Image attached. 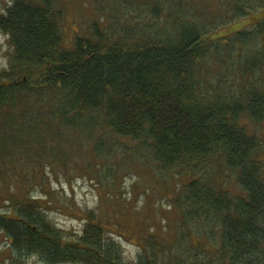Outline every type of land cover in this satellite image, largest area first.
<instances>
[{
    "label": "trees",
    "instance_id": "trees-1",
    "mask_svg": "<svg viewBox=\"0 0 264 264\" xmlns=\"http://www.w3.org/2000/svg\"><path fill=\"white\" fill-rule=\"evenodd\" d=\"M125 1L138 17L94 20L69 47L60 0L0 2L10 48L0 67V264H24L30 254L47 264H264V140L241 123L264 122V12L250 28L244 22L225 38L211 37L254 15L253 0ZM222 67L232 76L224 87ZM65 132L87 133L94 151L107 136L148 139L162 170L182 177L171 198L180 227L174 238L147 237L129 258L114 215L103 223L85 209L73 236L59 227L48 214L58 198L49 180L67 161L57 146ZM71 163L67 176L92 171ZM38 189L44 197H35ZM194 223L219 230L216 248Z\"/></svg>",
    "mask_w": 264,
    "mask_h": 264
},
{
    "label": "rangeland",
    "instance_id": "rangeland-1",
    "mask_svg": "<svg viewBox=\"0 0 264 264\" xmlns=\"http://www.w3.org/2000/svg\"><path fill=\"white\" fill-rule=\"evenodd\" d=\"M9 0H0L3 4ZM224 0H222L223 2ZM257 2L253 0L252 3ZM250 2V1H249ZM63 7V18L60 22V31L65 46L72 45L74 37L79 34H88L92 29L94 20L102 24H108L115 16L118 19L136 15L140 12L126 10L125 0H60ZM243 6L250 3L240 0ZM130 6V4H129ZM209 7H213V0H208ZM254 15L242 20H234L225 23L219 29L210 31L211 37H224L242 27L250 28L257 15H261L264 9H252ZM146 14V12H144ZM143 14V13H142ZM141 14V15H142ZM224 13L219 17H223ZM116 18V17H115ZM144 22L155 25L158 20L144 17ZM223 43L225 40L223 39ZM9 45L7 36L0 31V67L8 62ZM231 58V57H230ZM224 60V65L229 64ZM209 67V65H208ZM220 79L224 80L220 85L224 87L232 80L230 69L222 67ZM218 69L208 72L207 81L216 82ZM246 123L249 133L256 132L257 136L264 140V122L259 126L250 123L246 117L241 120ZM100 134V131L98 132ZM98 137H100L98 135ZM97 136L93 137L96 141ZM144 138V137H143ZM93 141V140H92ZM87 133L78 134L65 132L62 139L57 143L59 155H64L65 163L58 160L56 176L52 174L49 184L51 189L58 191L55 204H52L48 214L59 227L74 230L81 226V211L94 209L101 222L103 217L115 216L116 220L123 223V232L127 238L121 240L123 254L133 258L137 253L138 244L149 238L172 240L176 231H180L178 224V210L172 205L171 198L176 194L175 186L181 183L182 177L177 171H165L158 165L151 156V148L148 139L131 138H107L104 139L105 146L98 151L93 150V144ZM55 146V144H54ZM53 153V152H52ZM68 154L72 156L68 157ZM81 169L85 164L90 165L91 170H71L70 175L65 174L69 165ZM92 178V179H90ZM235 175L226 173L225 181L233 193L239 189ZM35 197H44L41 189L35 191ZM193 226L197 231H208L211 234L209 247L216 248L217 233L216 227ZM106 226H112L110 224ZM207 226V224L205 225ZM196 232V231H195ZM69 235V233H68ZM150 235V236H149ZM192 242L194 241L191 239ZM194 243V242H193ZM6 246L5 239L0 233V247ZM208 246V245H207ZM206 246V247H207ZM24 264H47L35 254L25 258ZM73 264V263H64ZM76 264V263H74Z\"/></svg>",
    "mask_w": 264,
    "mask_h": 264
},
{
    "label": "bare ground",
    "instance_id": "bare-ground-1",
    "mask_svg": "<svg viewBox=\"0 0 264 264\" xmlns=\"http://www.w3.org/2000/svg\"><path fill=\"white\" fill-rule=\"evenodd\" d=\"M251 6H254L255 9H264V4L262 1L252 3Z\"/></svg>",
    "mask_w": 264,
    "mask_h": 264
}]
</instances>
